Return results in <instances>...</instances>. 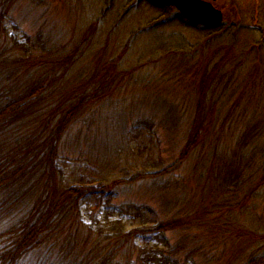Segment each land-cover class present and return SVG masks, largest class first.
<instances>
[{"label":"trees","instance_id":"obj_1","mask_svg":"<svg viewBox=\"0 0 264 264\" xmlns=\"http://www.w3.org/2000/svg\"><path fill=\"white\" fill-rule=\"evenodd\" d=\"M22 1L0 0V264H264V109L253 106L254 100L264 99V38L256 39L254 29L230 22L204 28L214 36L199 50L179 54L173 69L156 76L161 90L179 85L183 93L173 97L183 96V105L163 100L160 88L151 84L141 105L131 107L139 115L134 123L128 124L133 116L112 127L124 130L121 135L130 128L124 140L112 136L123 142L147 130L165 148L171 144L170 157L138 172L130 165L119 169L120 164L109 160L107 174H120L124 180L99 181V188L71 187L59 165L70 159L63 148L69 134L81 122L76 148H69L85 160L86 132H99L98 124L111 112L100 108L114 109L122 100L107 98L108 86L120 74L116 64L121 58L98 82L87 80L76 87L82 77L71 72L86 46L104 33L101 23L116 0H107L110 6L86 24L72 50L41 30L32 36L24 32L23 41L12 36L6 21ZM117 1L121 13L107 32V42L114 38L118 50L125 40L131 43L161 27L158 22L127 33L119 29L141 4L158 8L167 18L176 11L154 0ZM82 134L86 143L80 148ZM142 179H159L154 185L158 192H147L157 195L154 206L115 205L109 198L104 222L97 227L83 220L82 212L97 192L105 196ZM170 234L178 239L173 241Z\"/></svg>","mask_w":264,"mask_h":264},{"label":"rangeland","instance_id":"obj_2","mask_svg":"<svg viewBox=\"0 0 264 264\" xmlns=\"http://www.w3.org/2000/svg\"><path fill=\"white\" fill-rule=\"evenodd\" d=\"M204 1L213 4V6L223 13V25L227 22L231 23L229 25L234 26L244 25L245 27L254 29V38L259 40L264 38V0ZM109 6L110 4H107V0H24L12 11L9 19L6 21V26L10 29L12 36H17V38L22 41L24 32H28V34L32 36L41 30V32L45 33L52 40L68 46L72 50V48L76 47L81 42V37L87 27L86 24L98 20L99 14ZM112 7L113 11L110 10L106 19L101 23V30H103L104 33H102L101 37L94 39L86 46L84 54L79 58V64L71 72L82 77L83 81L81 80L76 87L82 83L86 84L88 82L87 80L98 82L103 77H106L109 66H111L113 62L119 61L121 58L119 63L116 64V66H119L118 72L120 74L117 76L116 81H114V85L111 87L108 86L107 94L110 95L107 96V98L113 101L122 99L119 101L123 103L118 101V103L114 104V109L107 106L100 108L101 110L109 109L111 112L108 114V117L104 118V120L98 124L99 127H101L99 132L94 134L92 131H85L87 133L86 137H89H87V144H84L86 143V137L84 138L85 135L82 134L79 143H81V148L84 141L83 151L86 156L85 160L80 161V159L72 154L73 152L69 148V145L73 146V144L76 148L75 142L79 135L78 132H80L78 130L81 128L83 129L81 122L80 125L77 124L76 128L69 134L70 138L63 148L64 153L68 154L70 159L60 160L59 165L64 171L66 185L71 187L90 185L94 188H99L101 183L111 184L116 180H124L123 176L120 174L115 175L112 174V172V175H108L110 172L106 171L107 168L105 164H107L109 160L115 162L117 165L120 164L119 169L130 165L134 172H138L146 169L152 164L159 163L162 158L168 159L170 157L168 152L169 148H171V144L165 148L163 144H160L161 142L157 140L156 136L147 130L141 129L140 138L135 139L134 135H132L129 137L130 140L125 141V143L123 140L130 128L124 135H121L124 130L118 129L117 131H112V127L117 121L124 125V119L128 121L134 116V120L130 119L128 121L129 126H131L139 116L137 112L132 111L133 108L131 107L140 106L139 100L142 99L143 94L146 93V91H151L145 87L153 84L152 88L156 86L155 90H157L158 87L161 90L156 76L160 78V72L163 73L169 68L173 69L180 59L179 54L199 50L197 48L198 46L204 45L209 37L214 36L212 31L205 29L212 30L220 28H205L201 26L197 28L187 26L176 20L178 19L177 14H180L178 10L167 18L162 15L163 13L158 10V8H153L143 3L138 9L134 10L136 11L135 13H133V11L131 15L126 17L125 22L119 26V29L121 30L122 28V30L124 29V32L127 33L130 30L136 31L139 27L148 28V26L157 24L158 22L161 23V27L147 30L140 39H137L138 41L140 40V42L133 40L134 42L131 41L130 43V39L125 40L122 43V47L118 50L114 38L111 39L109 43L107 42V32L110 29L113 30V27L116 26L118 12L121 13L120 9L122 6L120 2L116 0ZM165 19L169 20L171 24L162 25V21ZM115 31V35L118 34V37H123L121 31ZM102 37L104 38L102 39ZM174 56L177 57L176 60ZM255 67L259 69L257 63ZM94 86L96 85H92L90 88ZM178 89L179 85L176 87L173 85V87L168 86L163 88L160 91L163 94V100L170 102L178 100V102L182 104L183 96L180 98L173 97L174 95L183 93V91L179 92ZM256 90L260 91V88ZM49 102L53 103L51 99ZM253 106L263 110L264 99L259 101L254 100ZM93 108L98 110L97 105L93 106ZM116 116H120L121 119H116ZM112 118L115 119L111 120ZM162 133L163 132H161V136H163ZM116 135L123 138V140L113 141V137ZM129 135L128 133L127 136ZM164 138L163 141H165ZM127 146L131 148L129 153L126 150ZM166 149L167 152L162 153ZM94 174L99 176L98 180H93L92 176ZM157 180L159 181V179ZM99 181L101 183H99ZM150 181L151 180L148 182L146 179H142L141 182L134 183V186H132L133 184L124 183L117 187L112 193L108 192L105 196L97 192V194L90 199V205L84 208L82 212L84 216L83 220L92 222V224L97 227L100 221L103 220L104 222L105 203L109 198L112 199L115 205H122L126 202H136L139 204L148 203L150 205L152 202L156 203V200H158L157 195L150 197L147 194L158 192V189H154L155 182L158 181ZM150 184H153V187H151ZM152 205L154 206V204ZM124 224H126L128 230L131 229V225L128 224V222ZM102 225H104V223H102ZM169 237H172L173 241H176L178 239V234H170Z\"/></svg>","mask_w":264,"mask_h":264},{"label":"water","instance_id":"obj_3","mask_svg":"<svg viewBox=\"0 0 264 264\" xmlns=\"http://www.w3.org/2000/svg\"><path fill=\"white\" fill-rule=\"evenodd\" d=\"M164 7H174L192 25L218 28L224 23V15L213 4L203 0H154Z\"/></svg>","mask_w":264,"mask_h":264}]
</instances>
